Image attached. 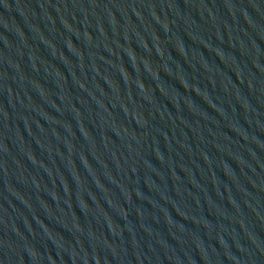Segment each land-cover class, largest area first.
<instances>
[{
    "label": "water",
    "instance_id": "water-1",
    "mask_svg": "<svg viewBox=\"0 0 264 264\" xmlns=\"http://www.w3.org/2000/svg\"><path fill=\"white\" fill-rule=\"evenodd\" d=\"M0 264H264V0H0Z\"/></svg>",
    "mask_w": 264,
    "mask_h": 264
}]
</instances>
